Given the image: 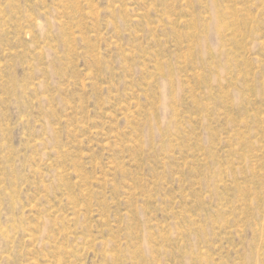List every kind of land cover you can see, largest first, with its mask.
Segmentation results:
<instances>
[{"label":"rangeland","instance_id":"374dc122","mask_svg":"<svg viewBox=\"0 0 264 264\" xmlns=\"http://www.w3.org/2000/svg\"><path fill=\"white\" fill-rule=\"evenodd\" d=\"M0 264H264V0H0Z\"/></svg>","mask_w":264,"mask_h":264}]
</instances>
